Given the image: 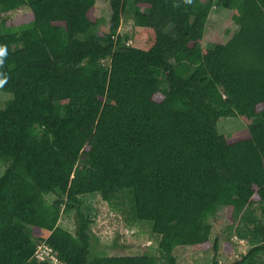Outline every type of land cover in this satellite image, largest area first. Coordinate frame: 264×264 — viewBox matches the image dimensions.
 I'll return each mask as SVG.
<instances>
[{
    "label": "trees",
    "instance_id": "obj_1",
    "mask_svg": "<svg viewBox=\"0 0 264 264\" xmlns=\"http://www.w3.org/2000/svg\"><path fill=\"white\" fill-rule=\"evenodd\" d=\"M98 1L112 11L107 32ZM132 3L122 36L127 0H0V92L13 95L0 111V264H48L35 259L43 243L60 264H90L87 194L160 237L157 255L94 264H178V247L209 248L223 208L226 248L234 237L249 247L230 264H262L264 0ZM24 7L28 24L4 18ZM215 8L238 30L206 49ZM236 117L249 135H221L220 119ZM66 209L74 233L59 226ZM214 251L220 264L217 240Z\"/></svg>",
    "mask_w": 264,
    "mask_h": 264
},
{
    "label": "rangeland",
    "instance_id": "obj_2",
    "mask_svg": "<svg viewBox=\"0 0 264 264\" xmlns=\"http://www.w3.org/2000/svg\"><path fill=\"white\" fill-rule=\"evenodd\" d=\"M132 2L133 0H127L128 8L123 15L119 30V34L122 36H131L134 32V7ZM30 14V9L24 7L5 15L4 18L23 25L29 23ZM233 14V11L215 8L207 24L202 43L204 48L212 49L216 44H224L231 39L238 30L237 25L233 21ZM111 15L112 11L109 3L98 1L94 16L102 19L98 27L99 31L107 32L110 30ZM11 99H13L12 94L0 92V111L6 107ZM250 122V120L243 117L221 118L218 123V130L221 135L228 139L245 137L249 135L248 126ZM8 166L9 163L7 161L0 159V175L4 174ZM55 199L54 195L47 196V200L51 203ZM80 200L83 210L93 222L91 226L90 264H94V259L97 257L158 254L160 237L154 233L153 223L134 221L126 211H113L99 195H83L80 196ZM255 208L260 214L258 205ZM74 216L75 212L73 210L66 209L62 212L59 226L74 233ZM210 223L212 225V234L209 248L200 246L178 247L174 252L178 264H213L216 240L219 242L217 258L220 264H230L248 251V245L236 237L230 240L232 248L230 247V250L226 248L228 240L225 228L229 225L226 208L221 209L214 218H211ZM52 264L60 263L53 261ZM262 264H264V256Z\"/></svg>",
    "mask_w": 264,
    "mask_h": 264
},
{
    "label": "built area",
    "instance_id": "obj_3",
    "mask_svg": "<svg viewBox=\"0 0 264 264\" xmlns=\"http://www.w3.org/2000/svg\"><path fill=\"white\" fill-rule=\"evenodd\" d=\"M35 259L42 263L52 264L53 261L58 262L53 250L46 244H41L38 246L35 253Z\"/></svg>",
    "mask_w": 264,
    "mask_h": 264
}]
</instances>
